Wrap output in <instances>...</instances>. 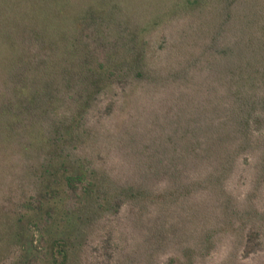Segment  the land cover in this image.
<instances>
[{"label":"trees","instance_id":"obj_1","mask_svg":"<svg viewBox=\"0 0 264 264\" xmlns=\"http://www.w3.org/2000/svg\"><path fill=\"white\" fill-rule=\"evenodd\" d=\"M125 208L116 264H264V0H0V264Z\"/></svg>","mask_w":264,"mask_h":264},{"label":"rangeland","instance_id":"obj_2","mask_svg":"<svg viewBox=\"0 0 264 264\" xmlns=\"http://www.w3.org/2000/svg\"><path fill=\"white\" fill-rule=\"evenodd\" d=\"M16 203H11V210L15 211ZM126 210L102 220L99 224L91 223L82 235L83 244L80 249L82 263L86 264H116L117 255L124 248V230L126 217L129 212ZM89 242L85 243V240Z\"/></svg>","mask_w":264,"mask_h":264}]
</instances>
